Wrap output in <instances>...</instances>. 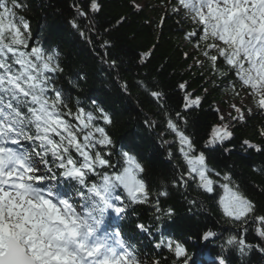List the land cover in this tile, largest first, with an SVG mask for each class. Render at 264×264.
Listing matches in <instances>:
<instances>
[{
    "label": "snow or ice",
    "instance_id": "snow-or-ice-1",
    "mask_svg": "<svg viewBox=\"0 0 264 264\" xmlns=\"http://www.w3.org/2000/svg\"><path fill=\"white\" fill-rule=\"evenodd\" d=\"M132 6L142 10L140 4ZM25 7L22 0H0V264H147L124 240L118 225L111 231L105 227L113 215L116 219L126 215L128 204H150L152 223L136 227L153 236L159 233L161 239L154 247L166 248L176 258L175 264H228L225 253L235 251L241 258L253 248L264 253V214L257 215L253 200L232 187L228 172L208 166L209 158L196 151L187 133V113H195L202 97L179 84L185 93L184 114L177 112L175 119L167 118L166 130L175 139L165 143L175 145L169 158L178 153L185 166L177 167L172 187L187 188L191 182L209 194L216 187L223 189L219 208L234 231L221 240V252L210 262L202 258L204 250L198 245L220 239L221 234L209 229L183 242L167 235L177 219L175 210L160 202V197L169 194L167 185H160L153 201L142 176L145 166L135 155L121 151L120 159L112 162L114 142L108 131L112 115L95 100L93 110L79 101L73 110L72 97L57 80L64 72L60 53L31 42L30 24L19 14ZM88 7L93 13L100 10L97 0H90ZM76 11L80 17L88 15L83 7L77 6ZM171 11L177 16L183 12L191 21L185 39L194 42V50L204 58L196 60V65L207 63L213 76L222 80L233 77V95L244 93L241 103L229 105L236 113L231 119L246 122L257 112L264 113V0H176ZM70 23L79 30L75 19ZM80 35L85 33L80 31ZM108 46L107 41L101 45ZM149 55L143 54L141 63ZM184 55L190 57V53ZM104 62L110 69L117 67L115 60ZM127 88L126 82L120 84L122 92ZM161 95L150 92L157 101ZM244 102L250 105L247 111ZM220 120H224L222 115ZM144 123L155 126L150 119ZM202 135L209 152L218 147L224 153L233 150L223 147L234 139L224 123L206 125ZM258 135L264 142V126ZM241 143L247 150L264 152V143L247 139ZM188 203L195 207L198 201ZM252 226L260 240L255 245L247 239ZM189 241L194 248L191 256ZM152 264L161 262L154 259Z\"/></svg>",
    "mask_w": 264,
    "mask_h": 264
},
{
    "label": "trees",
    "instance_id": "trees-1",
    "mask_svg": "<svg viewBox=\"0 0 264 264\" xmlns=\"http://www.w3.org/2000/svg\"><path fill=\"white\" fill-rule=\"evenodd\" d=\"M22 2L26 7L19 14L30 24L31 42L58 49L60 53L64 72L57 80L72 97L73 110L77 101L93 110L92 101L95 100L112 115L113 124L108 127L114 142L112 162L115 164L120 159L121 151L135 155L145 166L142 176L153 201L160 185H167L169 194L160 197L161 205L172 207L177 214L176 223L167 235L183 242L189 237L194 240L209 229L221 234L220 239L201 241L198 245L204 250L202 258L210 262L220 254L221 240L234 231L219 208L223 189L216 187L209 194L191 182L187 188L172 187L177 167L185 166L178 153L172 158L168 156L170 150L175 152V145L165 141L171 142L175 137L166 130V121L169 116L175 119L177 112L184 114L185 93L178 87L181 83L186 84L187 92L202 97L201 106L195 113H187V133L191 135L196 151L205 152L210 168L228 172L232 187L253 200L257 215L264 214V172L260 171L264 169V152L247 150L241 143L245 139L264 143L258 135L259 128L264 126V113L257 112L246 122L232 120L235 111L231 110L228 117L221 113L218 103L223 108L229 105L226 99L241 103L244 93L240 92L239 97L233 95L230 86L233 77L222 80L213 76L207 63L203 67L196 65V60L204 58L194 50V42L185 39V33L191 31V21L184 18L183 12L177 16L171 11L176 0H145L139 11L132 6L137 0H97L100 10L95 13L89 10L90 0ZM77 6L88 12L86 18L78 16ZM164 16L167 18L161 22ZM122 17L125 19L121 21ZM74 19L79 30L70 23ZM80 31L85 33L83 37ZM105 41L109 46L102 48ZM149 52L151 55L141 63V56ZM186 52L190 53L189 58H185ZM105 60H115L117 67L110 69ZM125 82L128 85L126 93L120 89V84ZM152 91L162 94L159 101L150 96ZM249 106L244 102L245 111ZM146 119L153 121L155 126H146ZM230 120L229 129L234 139L223 147L233 150L230 153H224L220 147L213 152L206 150L202 135L204 127L214 123L227 125ZM193 199L198 201L195 207L188 203ZM152 211L150 204H128L127 214L120 219L113 215L105 227L111 231L113 225H118L124 240L133 245L147 263L159 259L161 264H175L176 258L166 248L154 247L161 239L155 227L152 228L155 236L142 233L136 227L139 223L151 224ZM247 239L253 245L260 243L254 226L250 227ZM187 248L191 256L194 248L190 241ZM225 256L228 264H264V253L255 248L244 258L235 251L225 253Z\"/></svg>",
    "mask_w": 264,
    "mask_h": 264
},
{
    "label": "rangeland",
    "instance_id": "rangeland-1",
    "mask_svg": "<svg viewBox=\"0 0 264 264\" xmlns=\"http://www.w3.org/2000/svg\"><path fill=\"white\" fill-rule=\"evenodd\" d=\"M143 1H145V0H137L136 3L142 5V4H143ZM226 102H227L229 105H231V104H233V103H236V101H234V100L229 101L228 99H226ZM245 103H247V102H245ZM229 105H228V107H225V108H223L222 106H220L219 103H218V105H217L218 108L220 109L221 113H222L225 117H228V116H229V113L231 112V109H230ZM230 122H231V120L227 123L228 126H229ZM147 264H151V263H147Z\"/></svg>",
    "mask_w": 264,
    "mask_h": 264
}]
</instances>
